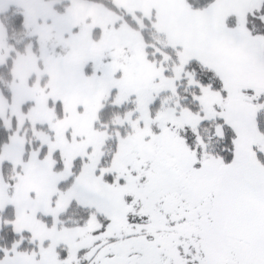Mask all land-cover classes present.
<instances>
[{"label":"snow or ice","instance_id":"6c2138e0","mask_svg":"<svg viewBox=\"0 0 264 264\" xmlns=\"http://www.w3.org/2000/svg\"><path fill=\"white\" fill-rule=\"evenodd\" d=\"M0 264H264V0H0Z\"/></svg>","mask_w":264,"mask_h":264}]
</instances>
